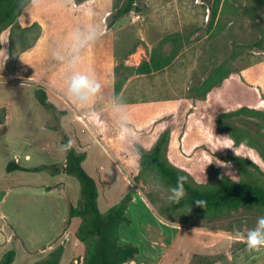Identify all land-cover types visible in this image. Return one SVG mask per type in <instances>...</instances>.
I'll list each match as a JSON object with an SVG mask.
<instances>
[{
    "label": "rangeland",
    "instance_id": "374dc122",
    "mask_svg": "<svg viewBox=\"0 0 264 264\" xmlns=\"http://www.w3.org/2000/svg\"><path fill=\"white\" fill-rule=\"evenodd\" d=\"M124 2L32 0L19 21L0 33V44L4 38L12 41L8 58L0 48V105L11 113H24L32 123L21 134L26 149L34 152L33 164L63 165L59 162L65 159V150H60L64 134L78 151H88L83 167L97 183L102 212L125 193L132 194L127 210L132 222L122 225L118 243L138 247V254L130 259L134 264L140 260L147 264H264V249L249 252L243 239L264 216V209L246 206L217 214L191 207L172 210L167 200L171 186L159 176L137 170L140 150L151 149L166 134V159L195 185L215 189V171L237 182L264 185V135L256 125L264 121L239 115L225 119L224 128L220 116L241 107L264 112V0H139V10L111 25L112 13ZM85 22L101 32L83 51L78 67L102 85V97L89 104L97 113L94 118H85L68 98L64 83L68 67L51 57L52 48L67 46L73 29ZM174 33L180 34L181 47L168 66L129 75L125 67L148 60L153 48L170 53L173 45L167 38ZM219 67L227 74L199 96L197 91L211 84ZM115 77H126V81L117 97H110ZM39 86L65 115L55 119L35 100L33 90ZM123 101L135 129L134 143L125 141L114 125L116 135H102L109 131L105 117L113 120L110 104ZM41 126L44 131H36ZM34 134L38 140L47 136L56 158L34 149L38 145ZM125 168L135 171L136 181ZM50 174L28 171L15 177L28 184L62 181L68 196H80L75 177ZM156 182L162 185L159 190L153 188ZM79 222L80 218L74 219L73 227H67L68 238L57 242L66 247L59 264H82L80 258L88 247L76 239ZM17 230L32 247V229L18 225ZM205 235L211 239L202 242ZM195 243L210 248L209 252L194 250ZM27 261L19 253L18 264Z\"/></svg>",
    "mask_w": 264,
    "mask_h": 264
},
{
    "label": "trees",
    "instance_id": "16d2710c",
    "mask_svg": "<svg viewBox=\"0 0 264 264\" xmlns=\"http://www.w3.org/2000/svg\"><path fill=\"white\" fill-rule=\"evenodd\" d=\"M139 0H125V2L116 8L112 13L110 24L113 25L120 17L132 10H139ZM32 0H0V33L5 26L15 25L23 16L24 12L30 5ZM6 37V36H5ZM169 40L173 49L170 53H165L161 47L153 48L150 52L149 59L141 62L138 66L125 67L132 74L150 73L152 71L161 70L168 66L176 57L181 47V38L179 33L169 35ZM0 48L4 51L5 58L12 53L11 39L4 38L1 41ZM217 76L211 81L205 89L197 91L199 96L206 94L212 86L221 80L227 74L226 69L218 68ZM126 81L124 78H114L112 92L110 97L116 96L122 89ZM35 100L42 105L47 111L54 114L55 119L58 115H65L67 112L59 110L57 106L50 100L46 90L43 87H37L33 90ZM190 105L189 108H191ZM239 115L257 117L264 121V112L258 109L241 107L235 111L221 114V123L225 126L224 120ZM5 118V109H0V123ZM186 118L179 119L182 125ZM105 122L109 126V131L102 134L105 137L116 135L113 129V123L105 117ZM261 133L264 135V123H256ZM168 135H163L157 140L151 149H141L138 158L137 170L140 173H151L161 177L166 184L175 187L178 177L183 175L187 177L184 183L186 196L178 203H172L171 209L195 208L203 214H217L221 211H229L246 206H256L264 209V185L257 184L252 181L237 182L229 179L218 171H215L216 188L204 189L193 182L182 171L176 169L168 162L164 155L167 145ZM69 138L64 134L61 144H69ZM86 158V151H78L72 144L65 150V162L63 165L57 164H39L34 167L25 168L10 161L6 165V171L13 170L38 172L48 170L52 174L63 172L68 176H73L79 183L80 196L75 205L69 203L67 211V219L65 220V229L69 226L72 218L78 217L81 222L75 231V236L88 247L85 255L80 259L82 264H123L138 254V247L131 243L119 244L121 225H130L132 220L126 215V211L132 201V194L127 192L123 197L102 212L98 206V186L95 179L87 173L83 167V161ZM238 159V158H237ZM240 161L252 164L246 159H238ZM129 175L136 181V174L133 169L125 168ZM197 200L204 201L203 206L195 203ZM162 214V210L158 212ZM64 252V245H56L48 254L40 261L33 264H59L61 256ZM15 257L13 249L7 250L0 258V264H11Z\"/></svg>",
    "mask_w": 264,
    "mask_h": 264
},
{
    "label": "crops",
    "instance_id": "0c3cea01",
    "mask_svg": "<svg viewBox=\"0 0 264 264\" xmlns=\"http://www.w3.org/2000/svg\"><path fill=\"white\" fill-rule=\"evenodd\" d=\"M1 108L5 109V118L0 123V258L11 247L15 251V257L11 264H18L19 253L27 258L26 264H33L42 260L57 245L61 237L63 238V234L70 231L68 228L65 229L64 225L67 219L68 204L75 205L79 197L76 196L75 199H72L68 196V188L62 181L52 184L21 183L15 175L27 173L28 171L18 169L11 172L6 171V165L10 161H14L15 164L25 168L34 167L38 164L32 163L34 152L26 149V142L21 134V130H24L22 128H26L27 124L32 123L27 121L26 115L20 111L11 113L6 107L0 105ZM44 129L45 126H41L36 131H44ZM34 136V140L38 144L34 149L41 151L47 157L56 158L51 151V143L46 138L47 136H43V140H38L35 134ZM102 149L110 155L106 148L102 146ZM88 156L89 153L86 151L85 160ZM64 162L65 159L59 163L64 164ZM44 163L47 162L40 164ZM57 175L63 176L66 174L59 172ZM140 202L143 205V201L140 200ZM98 206L101 210L99 202ZM76 218L78 217L72 218L69 224L70 227H73ZM79 224L76 226L75 231ZM18 225H27L32 229V247L28 245L30 244L29 241L18 233ZM47 229H50V232H45ZM200 239L205 242L211 238L205 235ZM80 243L84 248L83 243ZM217 244L219 245V243ZM12 245H15V247H12ZM65 250L66 247L64 252ZM194 250L209 252L210 248L204 247L201 243H195ZM205 252H201V254H205ZM133 262L134 260H129L125 264H134ZM140 262L143 261L140 260L136 264Z\"/></svg>",
    "mask_w": 264,
    "mask_h": 264
},
{
    "label": "clouds",
    "instance_id": "9594fccd",
    "mask_svg": "<svg viewBox=\"0 0 264 264\" xmlns=\"http://www.w3.org/2000/svg\"><path fill=\"white\" fill-rule=\"evenodd\" d=\"M100 36L101 32L98 26L85 22L73 29L67 46L56 45L51 50V57L54 61L67 65L68 71L64 80L67 96L74 105L82 110V115L85 118H94L97 115L95 110L89 109V104L102 97V85L91 73L81 72L78 67L83 51L89 44L96 42ZM110 108L115 129L125 141L134 143L136 140L135 129L130 122L125 102L110 104ZM70 146L71 142L67 145L62 144L60 150H66ZM186 179L187 177L183 175L179 176L176 186L168 189L167 200L169 203L178 204L186 196L184 189ZM161 186L160 182H156L153 188L159 190ZM195 203L203 206L204 201L197 200ZM243 239L249 252H259L264 249V216L259 217L256 226L250 229Z\"/></svg>",
    "mask_w": 264,
    "mask_h": 264
},
{
    "label": "built area",
    "instance_id": "2783aa9c",
    "mask_svg": "<svg viewBox=\"0 0 264 264\" xmlns=\"http://www.w3.org/2000/svg\"><path fill=\"white\" fill-rule=\"evenodd\" d=\"M64 238H68L67 234H64ZM75 262L77 263V260H76ZM125 263H126V262H125ZM125 263H123V264H125ZM138 264H147V263H145V262H140V263H138Z\"/></svg>",
    "mask_w": 264,
    "mask_h": 264
}]
</instances>
